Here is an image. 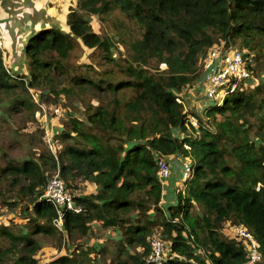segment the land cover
<instances>
[{
    "label": "trees",
    "instance_id": "1",
    "mask_svg": "<svg viewBox=\"0 0 264 264\" xmlns=\"http://www.w3.org/2000/svg\"><path fill=\"white\" fill-rule=\"evenodd\" d=\"M66 10L69 31L41 26L25 43L28 76L6 67L2 38L5 121L15 113L33 116L32 93L38 91L80 102L89 92L110 97L83 104V118L65 121L60 136L70 142L56 156L46 146L37 158L0 167V193L6 185L19 188L16 195H34L32 208L25 209L34 212L29 221H36L25 234L1 229L10 244L0 249V264L11 254L13 264H40L34 235L53 233L57 213L39 198L58 172L82 211L66 210L65 231H56L86 237L94 223L119 229L118 264H149L154 236L166 242L163 264H242L243 242L223 231L236 224L258 240L264 264V61L258 63L264 59V0H77ZM87 16L107 18L124 49L95 32ZM76 38L91 50L102 49L116 68L97 71L89 63L79 69L72 62ZM213 47L243 50L251 71L245 81H260L254 88L240 81L221 104L205 96L204 108L190 111L177 98L196 84L205 87V57ZM15 132L20 136L22 130ZM172 157L188 161L193 171L185 188L176 190L177 204L164 210L157 161ZM92 253L77 243L70 254L46 264H82L92 261Z\"/></svg>",
    "mask_w": 264,
    "mask_h": 264
},
{
    "label": "rangeland",
    "instance_id": "2",
    "mask_svg": "<svg viewBox=\"0 0 264 264\" xmlns=\"http://www.w3.org/2000/svg\"><path fill=\"white\" fill-rule=\"evenodd\" d=\"M6 1L11 7V13H18L16 17H21L19 14H23L24 12L30 13L27 10V7H24L26 2L22 3V0ZM76 4L77 0H50V4L47 0L45 2L46 7L41 9L44 10V12L40 13V18L44 19V27L56 25L59 26L60 30H63L64 32L69 31L68 25L65 23L66 19L64 22H62L63 20H60V13L64 12L63 8H66L67 5L70 7L72 5L76 6ZM39 5H41V3ZM66 14L67 12L63 13L62 15L66 16ZM3 17L4 19L6 17L9 18V15L4 14ZM33 18L36 19L37 16L34 15ZM87 18L92 23L95 32L105 35L108 34L113 39L114 44L118 47V49H124L123 46L118 44V41L113 34L114 29L111 24L108 23L107 18L102 19L98 16H87ZM5 20L8 21L7 19ZM24 21H26V18ZM41 22L42 21H40V23ZM11 29L13 30V28ZM7 32L8 29L3 23L0 22L1 37L6 38ZM15 32L17 31L15 30ZM32 33L26 36V42L31 37ZM76 41L77 44L73 51L72 62L78 65L79 69H87V64L89 63H93L94 69L97 71L116 68V66L112 64L111 61L104 58L105 52L102 49L97 48L95 50H91L84 46L81 39L76 38ZM5 47L9 49L11 46L8 44ZM8 49L5 51L7 55L5 63L6 67L14 69L16 74L19 73L22 76H28V66L26 65L27 63L24 52H14L13 56L11 52L9 53ZM114 52L115 56L118 57L119 54L115 48ZM252 61L255 66L257 61H255L253 56ZM260 61H264V59L258 58V63H260ZM258 65L263 66L262 63ZM165 67L166 66L164 64H161V69ZM258 77L255 76V78L250 81H244V87L254 88L255 85L260 81ZM66 82L68 83L69 81L67 80ZM251 84L253 86H250ZM204 89V83L191 86L186 89L184 97H179V100L185 104L186 109L189 107L188 102L190 101L192 102V105L191 108H188V110L201 111L204 108L203 98H206ZM32 94L34 103L36 105V113L34 112L33 116L29 112L15 113L13 116H11V118L7 117V121H5L6 116L3 114L4 108L0 100V167L7 165V163L12 159L22 160L30 157L37 158V155L39 153L45 152L47 147L51 152H53L52 154L56 156L58 153L57 151L62 148V145L70 142L69 139H67L65 142L60 136L65 121H68L72 118H83V110L86 108V106L83 104L94 102L98 103L102 100L105 101L110 97V95H108L105 98L104 95L98 96L89 92L82 95V102H80L79 100L72 101L70 100L72 97H67L65 95H58L56 97L54 94H50L48 90L41 92L38 91ZM18 129L19 131L22 130L20 136H18V133L15 132ZM170 165L173 176L174 164L172 161H170ZM176 178L177 176H175L173 179ZM178 183V185L176 184L177 186L175 185L178 187L177 189L185 188L182 177H180V181ZM8 188L10 190H8ZM18 189L19 188L12 189L6 185L1 187L0 231L1 229H9L25 234L30 231V223L34 224V222H36L29 221L28 219V216L34 215V212L25 209V206H30V209L32 208L33 204L31 198H33L34 195L27 197L23 195V192H20V194L16 195V191ZM89 190H91V188H89ZM177 201L178 198L176 199L174 196L172 204H177ZM228 230L229 225H225L223 231L226 235H228ZM58 232L56 230H54L53 233L37 232V234L34 235V238L38 243L36 257L40 263L49 262L62 254H70L77 243L81 244V246L84 248L86 247L88 250L90 248L94 249V253L90 255V259L92 261H85L82 264H118L120 261L114 255L116 245L121 237V232L119 229L111 231L105 230L101 228L100 224H96L95 229L91 231L86 237H82L79 233H74L69 235V237H64ZM9 244L10 239L4 234L0 233V249L7 247ZM18 246L22 247L20 243ZM20 253L21 252H18L16 255H19ZM13 255L14 254H11L9 256V259L5 261V264H13ZM125 258L126 255L122 254L121 260Z\"/></svg>",
    "mask_w": 264,
    "mask_h": 264
},
{
    "label": "built area",
    "instance_id": "3",
    "mask_svg": "<svg viewBox=\"0 0 264 264\" xmlns=\"http://www.w3.org/2000/svg\"><path fill=\"white\" fill-rule=\"evenodd\" d=\"M3 45L4 41L0 34V48L3 49ZM248 65L243 50L235 47L228 49L213 47L210 49L205 57V96L209 99H215L218 104H221L225 96L237 88L240 81L250 78L251 71ZM177 101L180 102L179 98H177ZM190 121L197 125L195 117H191ZM157 163L159 166V179L164 186L172 174L170 161L161 158L158 159ZM192 171V165L185 161L181 173L182 180H187L191 176ZM39 199H44L54 205L57 215L52 219V224L60 233L65 231V211H82V207L76 205L72 193L59 172L50 177L46 189ZM229 234L231 237L240 239L244 244L247 261L242 264H259L261 262L259 242L247 227L242 224L232 225L229 229ZM165 243L160 236L151 238L152 251L147 257L149 264H163L167 254Z\"/></svg>",
    "mask_w": 264,
    "mask_h": 264
},
{
    "label": "crops",
    "instance_id": "4",
    "mask_svg": "<svg viewBox=\"0 0 264 264\" xmlns=\"http://www.w3.org/2000/svg\"><path fill=\"white\" fill-rule=\"evenodd\" d=\"M46 1L47 0H22V3L26 2V4H24V7H27V10L30 13L24 12L23 14H19L21 17H16L18 13L17 12L11 13L12 11L9 3H7L6 0H0V22L3 23L5 27L8 29L6 40H7V45L9 44L11 46L8 49V51L9 53L11 52L13 56H14V52L18 53L19 51L20 53H23V48L26 43V36L31 34L35 29H38L41 26H45V24L43 23L44 19L40 18V13L44 12V10L41 9L46 7L45 5ZM40 3L41 5H39ZM48 3L50 4V0H48ZM65 9L66 8L64 7L63 8L64 12L60 13V18H61L60 20H63L62 22H64V20L66 19V17L62 15L63 13L67 12V10ZM33 13L34 15L37 16L36 19L33 18L34 16ZM4 14L9 15V18L8 17L5 18L8 21L4 19L3 17ZM25 18L26 21H24ZM40 21L42 22L40 23ZM11 28H13V30ZM15 30L17 32H15ZM188 105H189L188 108H191L192 102L189 101ZM170 161H172V163L174 164L173 167L174 172H173V176L171 174V178L169 179V182L163 186L164 188L162 190L161 205L164 208V210H166L168 206L173 205L172 203L174 196L177 199L176 186L179 184L178 182L180 181L182 169L184 167V162H185L184 159H182L181 157H172ZM175 176H177V178L173 179ZM93 188L95 187L94 186L91 187V189ZM96 224L98 225V223H94V229L96 227Z\"/></svg>",
    "mask_w": 264,
    "mask_h": 264
},
{
    "label": "clouds",
    "instance_id": "5",
    "mask_svg": "<svg viewBox=\"0 0 264 264\" xmlns=\"http://www.w3.org/2000/svg\"><path fill=\"white\" fill-rule=\"evenodd\" d=\"M47 263V262H46ZM46 263H44V264H46ZM40 264H42V263H40Z\"/></svg>",
    "mask_w": 264,
    "mask_h": 264
}]
</instances>
